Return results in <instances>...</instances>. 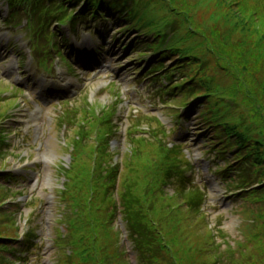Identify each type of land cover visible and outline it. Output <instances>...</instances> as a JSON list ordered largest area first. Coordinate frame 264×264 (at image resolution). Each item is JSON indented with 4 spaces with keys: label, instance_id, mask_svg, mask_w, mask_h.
<instances>
[{
    "label": "rangeland",
    "instance_id": "obj_1",
    "mask_svg": "<svg viewBox=\"0 0 264 264\" xmlns=\"http://www.w3.org/2000/svg\"><path fill=\"white\" fill-rule=\"evenodd\" d=\"M177 1V0H174ZM187 1V0H185ZM190 4H196V2H206L205 6L201 9L202 13H199L194 21L202 29V32L207 38V44L210 45L217 56L220 58H227L230 61L239 77H242L246 83V88L250 90L251 98L259 101L264 105V16L259 12H254L252 8L242 6L240 3L242 0H189ZM175 3V2H174ZM173 4V3H172ZM214 15V16H211ZM210 20V22H207ZM118 60H113V63H117ZM110 70V69H109ZM101 80H104V76ZM187 123H184L186 125ZM189 132H182L183 137H190L195 143V149H192V155H198L200 152V146H198V140L194 139L190 135L197 131L194 129V125ZM194 129V131L192 130ZM49 147L50 153H55L58 147L52 142ZM9 159L0 158V167H4L9 163ZM9 168V166H8ZM82 174L86 177V172L83 169ZM88 175V174H87ZM48 200V195L44 196L43 201ZM1 203V202H0ZM224 207H221L222 211L225 212L229 208L228 200H223ZM33 208L37 205L33 203ZM44 211L41 212V218L46 220L50 215L47 212L48 207L43 205ZM3 213V212H1ZM0 213V235L12 234L13 229L8 228L6 225L4 216ZM28 210L22 212L21 219H25ZM56 211L52 212V218L55 216ZM177 213L182 218V225L178 226L173 222L172 228H168V239L175 245L177 249L182 248V243L179 242V232L175 233V229L179 228L180 232L187 236L188 241H194L192 236L191 228L193 224L186 221L184 223V214L181 211ZM96 221L100 222L103 219V215L96 211L93 215ZM51 219V218H50ZM94 230L98 233L101 239L102 247L105 248L109 259L114 255L115 250V235L113 229L110 232H106L101 228L100 224L92 223ZM233 225V224H232ZM236 225L234 224V227ZM232 227V226H231ZM49 230V227H47ZM183 237V235H181ZM264 241V240H263ZM114 264H121L120 261L114 260ZM41 264H53L49 256H46L41 260Z\"/></svg>",
    "mask_w": 264,
    "mask_h": 264
},
{
    "label": "trees",
    "instance_id": "obj_2",
    "mask_svg": "<svg viewBox=\"0 0 264 264\" xmlns=\"http://www.w3.org/2000/svg\"><path fill=\"white\" fill-rule=\"evenodd\" d=\"M197 16V15H196ZM193 25H196L197 26V23L195 22V21H193ZM196 28V33H197V35H198V37H200L201 39H202V41H204V42H207V38L205 37V36H203L204 34L201 32V31H199L198 29H197V27H195ZM208 47L209 48H212L210 45H208ZM260 70H262V71H264V69H260ZM234 71H236V69L232 66V65H229L228 67H226L224 70H223V72L222 73H226V75H231ZM223 85H224V82H220V84H219V89H221L222 87H223ZM88 220L89 221H91V220H93V217H88ZM108 264H110V263H108ZM173 264V263H172ZM177 264V263H176Z\"/></svg>",
    "mask_w": 264,
    "mask_h": 264
}]
</instances>
